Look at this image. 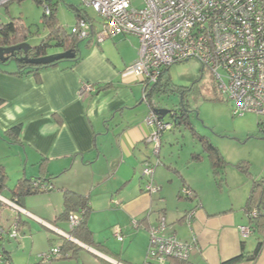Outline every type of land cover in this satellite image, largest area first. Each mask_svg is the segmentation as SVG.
<instances>
[{"label": "crops", "instance_id": "0c3cea01", "mask_svg": "<svg viewBox=\"0 0 264 264\" xmlns=\"http://www.w3.org/2000/svg\"><path fill=\"white\" fill-rule=\"evenodd\" d=\"M129 36L112 38L124 41L118 43L119 52L109 43L86 40L75 64L62 62L39 71L36 77L13 75L16 65L14 70L0 69V165L7 174V184L12 189L22 178H40L51 187L23 199L19 205L22 213L18 215V234L21 235V228H31L28 220L60 238L63 235L59 232L69 234L68 223L60 215L64 210L63 194L70 191L88 200L91 212L87 226L95 244L90 247L73 239L86 246L80 247L82 251L104 264H143L146 255L143 261L142 257L132 259L128 256L130 248L139 238L142 243L139 251L143 256L147 253L146 229L157 226L160 216L180 241L192 244L189 264H221L237 257L242 244L245 252H252L258 235L251 233L243 238L239 232V227H249L244 206L251 183L242 174L235 183L227 182L225 190H220L222 194L227 192L226 199L218 196L208 175L198 172L197 180L188 182L183 178L182 183L194 196L184 203L178 198L183 184L175 181L172 169H176L153 165L152 183L158 191L146 190L148 178L142 170L146 162H152L145 156L143 147L150 143L144 137L155 128L144 124L150 109L143 104L142 84L126 71L137 59L139 46L138 41L127 44ZM172 67L180 74L185 71L183 76L192 83L199 78L200 66L195 61L171 66L170 70ZM84 84L93 89L80 94ZM15 126L21 130L17 140L7 133ZM201 188L208 189L210 198ZM3 194L7 192L3 191L1 197L10 200ZM190 211L194 215L188 223L185 215ZM18 217L7 207L0 209V225L7 231ZM108 219L121 227H117L123 236L121 244L125 235L134 237L124 253L116 254L109 246L106 238L110 232L101 233ZM34 224V233H42ZM140 231L144 233L142 236ZM21 239L16 240L18 245L25 246L26 236ZM1 241L15 264L10 248L12 239L8 236ZM44 251L46 248H41L38 253ZM31 255L36 254L33 251ZM98 260H90L91 263L84 258V263L97 264ZM28 263L40 262L31 258ZM236 264H264V244L255 261Z\"/></svg>", "mask_w": 264, "mask_h": 264}, {"label": "built area", "instance_id": "2783aa9c", "mask_svg": "<svg viewBox=\"0 0 264 264\" xmlns=\"http://www.w3.org/2000/svg\"><path fill=\"white\" fill-rule=\"evenodd\" d=\"M10 0H0V6ZM84 8L96 14L94 21L82 16L71 29L81 40H93L96 44L117 35L137 38V59L126 71L134 79L148 86L155 83L160 70L187 61H195L200 68L213 76L216 91L232 101L233 116L246 113L261 117L260 130L264 133V0H143V7L135 9L131 0H80ZM46 14L48 8L44 7ZM93 86L84 84L80 94L90 92ZM153 126L154 132L146 134L144 140L153 144L157 156L161 134L170 129L150 110L144 121ZM153 164L145 163L143 175L148 178L146 190L154 193L158 188L152 183ZM37 186L34 183V187ZM48 190L51 187L40 186ZM181 194L193 197L186 189ZM0 201L16 216L22 213L20 206L12 200ZM193 211L185 215L189 223ZM255 216L256 211L248 213ZM17 220L7 231L0 226V242L5 236L17 237ZM80 214L68 216V227L75 228ZM135 224V223H134ZM166 222L163 216L157 226H148V248L145 264H165L167 259L186 261L192 244L180 241L175 234L164 235ZM243 238L252 232L249 227H239ZM122 241L119 228L113 231ZM64 238L72 240L69 234ZM58 247L40 255L42 263L59 258ZM0 264L5 261L0 249ZM120 264V263H119Z\"/></svg>", "mask_w": 264, "mask_h": 264}, {"label": "rangeland", "instance_id": "374dc122", "mask_svg": "<svg viewBox=\"0 0 264 264\" xmlns=\"http://www.w3.org/2000/svg\"><path fill=\"white\" fill-rule=\"evenodd\" d=\"M70 5L84 9L90 17L97 18L92 9L83 7L80 0H64L58 4L56 8V18L59 25L63 27L68 34L76 22L75 15L70 10ZM131 6L135 9H140L144 6L143 0H131ZM42 13L43 8L37 5L33 0L11 1L7 5L0 6V25H5L9 23L10 20L21 21L28 32L25 42L29 46L35 47L40 45V43L48 36L49 29L42 23ZM120 39H108L100 44L105 42L109 43L115 52H117V50L119 52V50L121 51V47L118 48V43H124V41H121ZM127 39V44H129V41L133 43L138 41L134 36H129ZM49 44L50 47L47 49L48 54L60 53L63 50L61 47H57L53 40L50 41ZM85 44V41H80L78 43V48L84 49ZM6 64L5 68L12 70L15 69V61L11 60ZM189 64H193V62H190ZM191 69L192 71H195L194 66H192ZM184 72L185 71L180 74L175 67L171 68V80L175 86L185 87L192 85V82L183 76ZM194 89L193 95L187 96L186 99L187 104L190 107L189 111H191L189 113L190 122L192 127L199 134L205 135L211 141L212 145L218 149L226 163L224 168L219 170L221 171L219 174L214 175L204 153L203 159L205 161H201L200 163H191L189 161L192 153L203 151L198 142L197 136L183 126L173 127L171 130L163 131L160 138L161 148L159 157L153 153V144L143 147L145 156L150 158L155 167L160 166V168L164 169L166 166H172L175 168L176 171H174L173 174H175V181H178L179 183H182L183 178L186 181L188 179L194 181L197 180L198 172H201L203 175H208L210 177L209 180L214 183L215 191L218 196L222 199H226V196H228L227 192L223 191L222 194L220 190H225L224 188L226 187L227 182L233 184L236 182V179L240 178L242 175L245 177V180L250 183L252 182L251 176H253L252 179L261 176L264 177V133L257 125L262 118L252 113H246L242 116H233L232 110L234 108V103L215 91L216 88L213 76L207 69L204 70L202 78L198 81V84L195 85ZM152 101L157 108L172 110L177 107L179 96L176 93L156 95L152 98ZM163 121L170 124L173 123L169 114L163 117ZM243 166L247 168L249 174L243 173L240 169ZM202 168L205 169L202 170ZM10 188V185L7 184V188L4 190L7 192V195L3 194L4 196L10 197ZM201 191L203 193H209L207 188H201ZM231 191H233V189H231ZM205 196L210 198L208 194ZM180 200L184 203L188 202V199L186 198ZM3 208H6L4 204ZM28 222L31 228H21L23 231V233L20 231L21 235L18 234L15 238L10 237V239H12L10 242L12 243L10 248L12 249L11 253L15 264H29L28 262L31 261V258L32 260H39V264H85L84 258H87L89 261L98 260L95 259L94 255L91 253L80 250L78 251L80 253L78 260L77 258L65 260L56 259L55 261L42 263L40 261V255L42 253H47L53 247L60 246L62 239L39 224H34L29 220ZM106 222V226L103 227L101 233L106 234L107 232H110L109 238H106L109 246L116 251V254L121 252L124 253V251L129 248L134 237L131 235H125L124 242L121 244L112 233L114 228L121 227L115 226V224L110 222L109 219L108 221L106 220ZM32 224L37 227V231L42 233H34ZM5 229L7 228L5 227ZM139 234L142 236L144 233L141 232ZM169 234H173V232L167 227L164 235ZM24 236H26V245H18L16 240L18 239L19 241ZM48 239H51L52 242H49ZM133 243H135V245L133 247L131 246L128 256L132 259L139 260H141L139 257H142L143 261L146 252H144L143 256L142 252L139 251V246L142 245L141 240L138 238L136 242ZM41 248H46V251L38 253ZM33 251L36 255H31L29 257V253H33ZM92 261L90 262L92 263ZM98 262L104 264L99 260Z\"/></svg>", "mask_w": 264, "mask_h": 264}, {"label": "trees", "instance_id": "16d2710c", "mask_svg": "<svg viewBox=\"0 0 264 264\" xmlns=\"http://www.w3.org/2000/svg\"><path fill=\"white\" fill-rule=\"evenodd\" d=\"M11 1H22V0H10L3 5H7ZM33 1L37 5L43 8L42 23L47 26L49 31H48V36L44 41L40 43V45L31 47L28 50V56L30 58H38L49 55L47 53V49L50 47L49 44L50 41L53 40L55 41V45L57 47H61L63 49L61 52L71 51L75 53V57L73 60L70 61H59L48 65H40V66L18 63L15 59L14 60L9 59L6 62H0V69H1L7 65L6 63L8 61L11 60L15 61L16 71L12 74L16 76L33 75L36 77L39 71L52 66H56L57 64L62 62H71L75 64L77 61H79V57H80V50L78 48V43L80 41H84L79 39L72 32L71 29L69 31V34L66 33L64 28L61 27L58 23V20L56 18L57 17L56 8L58 4H60L64 0H33ZM44 7L48 8L49 11L48 14L45 13ZM70 10L74 13L76 21L82 16L86 17L89 20L94 21V18L90 17L84 11V9H81L74 5H70ZM27 36H28V32L21 21L10 20L9 23L5 25H0V48L15 46L20 43H24ZM16 55L20 56L21 54L16 53ZM203 73H204L203 69H200V76L197 81L192 83V85L185 87H180V86L178 87L172 83L171 75H170V67L162 68L160 70L159 77L155 83L148 86H143V98H144V102L148 105L149 109L153 111L157 115V117L163 121L161 114L156 112L157 107L155 103L152 101V98H154V96L156 95H162L168 93H176L179 96V103L177 107H175L172 110H168L169 111L168 114L173 123L170 124L164 121L163 122L170 125L169 130L173 129V127L183 126L186 129L190 130L193 134H195L197 136L198 142L202 147L203 152L192 153L190 155L189 161L191 163L200 162L204 158L203 157V153H204L205 157L210 162L213 174L217 175L219 174V172H221L219 170L223 169L226 163L222 158V156L220 155L218 149L212 145L211 141L205 135L199 134L192 127V124L189 119V113L191 111H189L190 107L187 104V100H186L187 96L193 95L195 90L194 89L195 85L198 84V81L202 78ZM257 125L260 127V122ZM20 131H21L20 126H15L9 129L7 133L8 136L14 138V140H17ZM240 169L243 171V173L249 174L246 167L243 166ZM172 170L176 171L174 169ZM252 177L253 176H251V181H252L251 187L246 200V205L244 206V210L246 212L247 219L249 221L248 222L249 228L251 229L252 234L256 233L258 235L257 236L258 241L256 243L255 249L252 252L250 253L245 252L242 244L241 253L237 257L232 258L221 264H236L243 260L255 261L260 255L262 246L264 244L263 238H261V236L264 237V177L263 176L256 177L255 179H252ZM7 179H8L7 174L3 166L0 165V196L2 195L3 191L7 188ZM34 183H36L37 186L34 187ZM182 184H183L182 189L189 190V187H187L185 183ZM41 185L42 186L44 185L45 187H50L49 183H46L44 179L22 178L16 183V185L12 189H10V200L15 201L18 205L21 206V203L23 199H25V197L51 190V189L46 190V188L42 189L40 187ZM178 198L179 199L186 198L192 200L194 196L193 197L185 196L181 194V190H180L178 192ZM63 200H64V210L60 215V218H65L66 221H68V216L70 213L75 212L80 214L79 224L72 230L69 229V235L72 238L80 241L81 243L87 246L94 247L95 242L92 236V232L89 230L87 226V219L91 212V208L88 204V200L85 197L76 195L75 193L70 191L64 192ZM1 208H3V204L0 201V209ZM253 210L256 211V215L249 216L248 213ZM16 223H17L16 225L18 231L19 223H20L19 217ZM6 237L8 236H5L3 239H5ZM61 238H62V243L60 246H58L60 256L57 260L77 258L78 251L81 250L80 246H78L76 243L64 237ZM0 249L5 261H8L9 264H13L10 259L9 253L4 251L2 247V241L0 242ZM167 262H171L172 264H189L188 260L180 261L175 259H167ZM143 264H145V261Z\"/></svg>", "mask_w": 264, "mask_h": 264}, {"label": "water", "instance_id": "95a60500", "mask_svg": "<svg viewBox=\"0 0 264 264\" xmlns=\"http://www.w3.org/2000/svg\"><path fill=\"white\" fill-rule=\"evenodd\" d=\"M31 48L26 42L20 43L15 46L0 48V62H6L9 59H15L18 63L28 64V65H48L54 62L59 61H70L73 60L75 57V53L71 51H64L56 54H49L43 57L38 58H30L28 56V50ZM21 54L20 56L16 55ZM156 112L161 114L162 118L168 114V110L157 108ZM72 242L76 243L82 248H86L83 244L75 241L74 239L71 240Z\"/></svg>", "mask_w": 264, "mask_h": 264}, {"label": "clouds", "instance_id": "9594fccd", "mask_svg": "<svg viewBox=\"0 0 264 264\" xmlns=\"http://www.w3.org/2000/svg\"><path fill=\"white\" fill-rule=\"evenodd\" d=\"M85 41V40H84ZM201 69V68H200ZM1 197V196H0Z\"/></svg>", "mask_w": 264, "mask_h": 264}]
</instances>
